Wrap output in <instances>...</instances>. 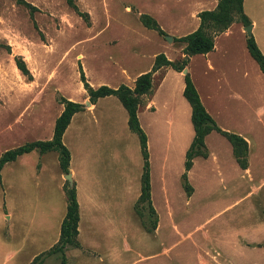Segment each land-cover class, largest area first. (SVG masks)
Segmentation results:
<instances>
[{"label": "rangeland", "instance_id": "obj_1", "mask_svg": "<svg viewBox=\"0 0 264 264\" xmlns=\"http://www.w3.org/2000/svg\"><path fill=\"white\" fill-rule=\"evenodd\" d=\"M73 1L75 7L66 0H0V154L30 141L49 139L63 108L61 96L83 103L86 109L91 107L79 79V62L88 81L102 79L115 85L125 78L122 68L135 74L162 52V44L171 58L181 52L182 43L166 39V35L171 36L167 33L171 25L181 22L167 11V0ZM217 1L179 0L177 11L202 2L197 10L213 8ZM143 13L155 18L166 34L143 26L139 19ZM231 25L234 34L218 43L232 42L233 54L240 56L243 41L240 44L239 32H246L245 25L238 16ZM16 57L25 62L29 75L19 70ZM180 58L181 54L174 60ZM250 59L254 71L244 83H240L241 76L229 55L219 71L206 69L200 56L192 63V79L215 122L247 137L248 170L238 167L228 140L212 131L205 139L206 159H193L188 175L195 188L191 198L180 180L183 149H174L175 133L169 134L170 125L175 129L185 123L179 97L170 92L175 85L172 79H167V104L176 106L173 114L167 108L154 117L143 107L139 109L140 123L148 136L151 200L161 224L157 239L143 229L142 218L133 209L142 157L137 135L123 121L126 110L118 101L116 109L101 98L95 113L105 112L110 120L104 116V124L89 121L92 124L86 129L83 122L73 124L65 141L81 188L85 144L90 143L95 172L103 179L102 187L113 189L114 196H99L98 201L105 203L99 210L81 197L89 222L84 220L81 227L83 246L65 248L68 264L78 261L76 255L99 253L87 247L106 251L121 240L130 248H125L119 264H264L262 248L239 243L264 238V75ZM161 76L162 71L155 75V85ZM165 94V87L157 92V107ZM240 94L245 99H239ZM125 146L127 163L111 161V152ZM57 161L55 151L40 154L33 150L2 168L0 264H33L34 256L45 253L57 241L52 242L57 217L64 214L67 203L63 190L67 180ZM123 188H130L132 201L126 194L121 196ZM114 200L117 203L111 207ZM143 212L149 222L146 208ZM109 231L112 238L107 237L112 235ZM42 264H61L60 253L44 256Z\"/></svg>", "mask_w": 264, "mask_h": 264}, {"label": "trees", "instance_id": "obj_2", "mask_svg": "<svg viewBox=\"0 0 264 264\" xmlns=\"http://www.w3.org/2000/svg\"><path fill=\"white\" fill-rule=\"evenodd\" d=\"M68 4L75 7L73 0H66ZM82 14V13H80ZM199 18L198 27L183 36L174 37L173 40L182 43L181 58L170 60L164 53H158L154 57L151 70L138 75L134 81V86L120 84L117 87H110L102 84L93 87L87 81L80 62L78 63L79 79L83 84L91 104H95L97 99L105 96H115L127 112V125L131 132L138 137L139 148L142 157V170L140 175V193L136 199L133 209L135 213L142 218L143 227L151 232L156 228L158 217L151 200V178L150 161L148 151V136L142 128L138 118V106L143 96L150 95L153 91V73L159 68L170 67L181 72L188 64L189 58L195 54H206L214 48V40L217 34L226 31L238 16L243 25L250 24L249 18L243 11V0H218L213 9H204L197 14ZM143 26L155 30L159 35H165L164 30L151 15L143 13L139 15ZM7 48H9L7 46ZM246 48L257 63L259 70L264 75V55L257 46L252 35L246 37ZM16 65L24 75H29V70L25 62L20 57H16ZM183 96L191 108L190 121L193 128L192 140L185 152L184 171L181 174V184L187 196H190L193 187L190 184L187 172L193 165V159L197 156L206 158L208 151L205 144V137L212 131L221 133L231 144L232 154L241 169L248 167V142L241 135L235 132H229L221 129L210 113L203 105L199 93L194 85L189 72L184 74ZM59 102L63 105L60 114L55 118L53 133L50 139L35 140L7 149L0 154V180L3 166L9 162L15 161L19 156L36 150L42 154L49 151L57 152L58 166L63 174L70 172L69 164L71 154L69 148L63 142V134L69 125L73 115L84 109V104L73 101L65 97H60ZM66 196V211L60 223L59 237L57 241L45 252L36 255L33 264H41L44 256L54 253H60L61 264H67V258L64 254L66 247L81 248L78 239L79 224V204L76 196L75 183L71 185L66 181L63 185ZM143 208L147 210V218L151 220L146 222L144 219ZM258 246H264V242Z\"/></svg>", "mask_w": 264, "mask_h": 264}, {"label": "crops", "instance_id": "obj_3", "mask_svg": "<svg viewBox=\"0 0 264 264\" xmlns=\"http://www.w3.org/2000/svg\"><path fill=\"white\" fill-rule=\"evenodd\" d=\"M178 2H179V0H167V11L170 14H173L174 16L178 17L179 20H181L180 23L171 25V28L169 30H167V33L170 34L172 37H174V36L180 37V36L186 35L192 31H194L198 27L199 18L197 16V14L201 10H197V8L199 5L201 6V4H204V2H202L201 4H198L196 6H187V8H185V10L182 9V10H179V12H178L177 11V3ZM257 6H258V8H257ZM164 8H166V7H164ZM213 8H209V9H213ZM243 11L250 20L251 31H250L249 35H252L254 37L257 46L259 47V49L261 50V52L264 55V0H260V1H258V0H243ZM192 13H193V17L191 16ZM231 26H229V28L226 31L222 32L220 35H218L215 38L214 48L211 51H209L206 54H195L189 58L188 64L185 68L187 69V72H189L191 78H192V73H193L191 70L192 63L194 62V59L197 58L198 56H200L202 58V60L204 61L206 69L211 70V71H215V70L219 71V70H221L220 65L222 63V60L225 58V56L229 55L230 58L234 60V66L236 67L237 72L241 76L239 78L240 83H244V81H246L247 78H249L250 74L253 73L254 69H253L251 59H250L252 57L250 56V54L246 48V37L249 36L246 32H243V33L239 32L240 44H241V41H243V47L240 46L242 48L239 52L240 56H236L233 54L236 52L234 51V47L232 45V42L231 43H221V42L218 43V40L222 39L223 37L228 38V37H230V35L234 34V33H232ZM161 48H162V50H161L162 53H164L166 55V57L170 60H174L175 57L177 58V55L181 54V52H177L176 56L171 58L170 52H167V46L162 44ZM181 49H182V47H181ZM155 55L153 56L152 60L149 62V64L145 68L138 70L135 74L130 75L127 72V70H125V68H122V74L125 76V78H122V80H120V82H118L115 85H112L107 80H102V79L97 80L96 83L91 82L90 80L89 81L87 80V81L93 87H98L102 84H107L111 87H117L120 84H126L130 87H133L134 81L138 75L151 70ZM159 71H162V76H161L160 80L158 81V83L155 85L154 84V77H155V75L158 74ZM152 77H153V91L150 95L143 96L142 101L140 102V104L138 106L139 121L141 122L140 113H139V109L141 107H143L147 113H150V114L154 113V117L157 116V114L161 111V109H167L168 108L169 111H172V114L176 111V106L173 103L171 105L167 104V79L168 78L172 79V81L174 82L175 85L171 87L170 92L172 95L179 97V104L181 105L180 112H181L182 116L184 117L185 123L178 124L175 129L172 127L173 124L170 125L169 134L171 137L173 132L175 133L176 140H175V144H174V149L175 150L176 149L177 150L183 149L184 157H185V152H186V150H187V148H188V146L192 140V137H193V128L191 131V128H190V125L192 126L191 121H190L191 108H190L189 103L187 102V100L184 98V96L182 94L183 89H184V85H185L184 73L182 71L181 72L176 71L170 67H163V68H159L158 70H156L153 73ZM219 79H220V77H219ZM194 85H195V83H194ZM164 87H165V93H166L165 96L166 97L163 99L161 106L157 107L156 94L158 91H160ZM195 87H196V85H195ZM196 89L198 91L197 87H196ZM199 96H200V94H199ZM102 98L107 100L108 104L112 108L114 107L117 109V107H119V105H117V101L119 102V100L115 96L110 95V96H105ZM238 98L239 99H241V98L245 99V97L241 96V94L239 95ZM100 99L101 98L97 99L95 104L90 103L91 107L89 109L84 108L82 111H79L73 115L69 125L67 126V128L63 134V142L66 146L68 144L65 141V138H66L69 130L72 128V126H74L73 125L74 123L83 122V129H86L87 127H89V124H92L89 121H94L95 124H98L99 121L101 120L102 124H104L105 123V122H103L104 120H106V121L110 120L109 116H107V117L105 116V112H103L100 115L95 113L96 109H98V104L100 102ZM201 101H202V99H201ZM202 103H203V101H202ZM203 105H204V103H203ZM155 106H156V108H155ZM206 110H207V108H206ZM87 116H89V117H87ZM104 116L106 117L105 119H104ZM166 116H164V117H166ZM123 121L125 122V125L128 127V125H127V112H126V115H123ZM87 122H89V123L87 124ZM97 126H99V125H97ZM109 127H111L113 129L114 125L112 123H110ZM221 129H223V128H221ZM223 130H225V129H223ZM52 133L49 136V139L51 138ZM217 133H219V132H217ZM219 134H221V133H219ZM238 134L241 135L242 137H244L246 140H248L247 137H245L243 134H241V133H238ZM115 135L117 136V133H115ZM206 137H205V139H206ZM118 144L120 145L121 141L118 142ZM100 146H103V145H100ZM230 146H231V144H230ZM206 148H207V146H206ZM92 151H93V149L91 147V144L86 143L85 144V158H84V168H83V173H82V179L80 177V180H82V188H81V185L79 184V180L76 178L77 172H75V170L71 166L72 158L70 159V164H69V170H70L71 176L74 180L73 182L75 183L76 196H77V201L79 204V213H80L79 224H78V230H79L78 239H79V241H80L81 227H82L84 220H85V223L89 222V218H88V215L86 213V209L83 206V202H82L81 197L83 198V201L85 203L89 202V203L93 204V206L97 207V209L99 210V207L105 206L104 205L105 203L103 201H101V200L98 201L99 196H103V195L114 196L113 195L114 194L113 189H107V188L102 187V184L103 185H105V184L103 183V179H101L100 175H98L95 172L96 159L92 157V155H91ZM127 152H128V149L126 148V146L123 148L119 147L117 152H115L114 154H112V152H111V155L114 156V159H111V161L112 160H116V161L119 160L120 162L127 163ZM231 153H232V147H231ZM42 154H46V152L42 153ZM70 154H71V152H70ZM118 154H119V156L121 154L122 155L124 154V157L119 158ZM71 156H72V154H71ZM232 156H233V154H232ZM202 158H204V157H202ZM204 159H206V158H204ZM193 164H194V160H193ZM192 168H193V165H192L191 169L187 172V176L189 175ZM241 170L246 171V170H248V167L246 169H241ZM183 171H184V168H183ZM102 175L104 178L105 174H102ZM123 176H124V174H121V179L124 178ZM180 177H181V175H180ZM150 178H151V176H150ZM125 179H126V182L128 185L129 184V178L127 177ZM180 180H181V178H180ZM188 180H189V178H188ZM80 191H82V196H81ZM192 192L194 194L195 188ZM139 193H140V188L138 187L137 190L135 191V194H134V198H133L134 203H135L136 199L138 198ZM120 194H121V196H123L124 194L130 196V198H131L130 201H132V194L133 193L130 191V188H123L120 191ZM193 194L191 193L189 198H191L193 196ZM116 203H117V200L112 201L111 207H114V204H116ZM109 204H110V202H109ZM65 211H66V209H65ZM64 215H65V212H64V214H61L57 217V222H56L57 223V225H56L57 233H56L55 239L52 241L53 243L59 237L60 223H61ZM142 227H143V225H142ZM160 228H161L160 218L157 221L156 228L153 231L149 232L143 227V229L148 234H151L152 238H154V239H157V237L159 235ZM111 234H112V232L109 231V235H111ZM107 237L112 238L113 234L111 236L107 235ZM115 239H116V237H115ZM241 241H239V243L242 245L256 246V247L262 248L260 250L262 255H260V256H264V246H258V244H259L258 242H261V241L264 242V238L262 240H259V241H248V242L245 240H241ZM80 244H81V246H83L81 241H80ZM87 248L99 250V253L97 255H90V256H88V255H76L75 258L78 261L74 262V264H100V263L101 264H119V261L122 260V255L124 254L125 248H126V250L127 249L129 250L130 247L127 243H125L123 240H121V242L119 244L118 243H116L114 245L110 244L109 247H107L106 251H104V250L101 251L100 249H98L96 247H92V246L87 247ZM217 251L220 253V255H222V252L220 251V249L217 248ZM164 252L166 253V249H164ZM218 252H216V254ZM212 257L215 258L214 255H212ZM33 258L31 260H33ZM94 259H97V260H94ZM226 260L229 261L228 258H226ZM202 264H205L204 261H202ZM230 264H235V263L230 262Z\"/></svg>", "mask_w": 264, "mask_h": 264}, {"label": "water", "instance_id": "obj_4", "mask_svg": "<svg viewBox=\"0 0 264 264\" xmlns=\"http://www.w3.org/2000/svg\"><path fill=\"white\" fill-rule=\"evenodd\" d=\"M245 30H246V33L249 35L250 34V31H251V24H248L245 26ZM166 39L168 41H172L173 37L172 36H169V35H166ZM182 72L185 74L187 72V69L184 68L182 70ZM86 104H89L90 105V102L89 101H86ZM65 175V178L67 181H69V183L71 184L73 181H72V176H71V173H67V174H64Z\"/></svg>", "mask_w": 264, "mask_h": 264}]
</instances>
